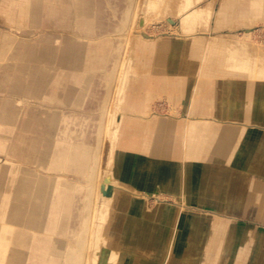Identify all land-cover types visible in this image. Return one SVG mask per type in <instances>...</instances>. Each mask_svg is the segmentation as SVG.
<instances>
[{
	"label": "crops",
	"instance_id": "1",
	"mask_svg": "<svg viewBox=\"0 0 264 264\" xmlns=\"http://www.w3.org/2000/svg\"><path fill=\"white\" fill-rule=\"evenodd\" d=\"M105 1L0 0V10L10 25L9 31L0 30V123L15 132L8 155L13 157L15 162L36 167V170L31 167L21 169L20 175L13 180V201L5 208L3 223L18 226L20 229L13 235L14 247L9 252L7 264H41V260L42 263L46 261V264H51L54 258H64L66 249L71 244L70 215L75 209L78 215L83 213L82 198L85 193L81 191V185L85 183L88 168L85 171L78 169L80 158L76 159V153L83 156L82 154L88 151V154H91L96 141L92 143L75 139L72 136L73 130L68 126V117L63 112L68 106L81 107L95 81L105 86V74L109 72L117 46L111 34L121 20V15H118L120 4L112 3L111 0ZM122 2L121 5L125 6L126 0ZM104 4L113 10L114 16L119 17L117 24L113 22L105 25L101 20V6ZM224 8L226 19L221 28H228V31L224 32H236L239 26L248 25L254 18L251 6L240 9L238 4H224ZM14 28L20 30L21 34H16ZM58 41L60 45L56 44ZM155 59L154 49L150 45L147 46L145 65L149 63L152 71L156 67ZM195 71L196 67L185 72V76L192 78ZM181 74L178 69L158 70L155 77L173 76L176 79L180 78ZM221 83L223 91L227 92L224 88L227 83ZM235 85V92L248 87L260 90L261 87L255 82H238ZM235 92H232L234 95L231 97L235 100L234 106L223 102L220 112L213 106L211 111L205 109L198 112L199 115L212 116L207 119L233 118L236 122L221 120L220 124L226 125L220 128H216V121L205 123L206 138L211 139L213 143L209 151L205 149L198 153L199 159L195 161L193 168L196 172H206V175L196 181L192 177L189 178V189L197 194L187 198L204 199V206L220 210L209 214L238 216L229 219V222L233 223L230 227L229 222L228 225L225 223L227 235L222 243L219 258H208V264H264V189L256 194L259 196L252 200L251 205V201L243 200L239 193L241 180L245 178L240 176V166L222 160L221 167L226 173L224 177H216L214 174L219 166H215L209 159L210 150L223 138L221 136H224L226 128L230 127L234 131L233 136H236L238 141L245 132H251L249 127L243 125V122L250 120V116L256 114V118L251 121L262 124L258 122L262 117L257 115L264 112L246 113L244 107L245 101L256 105L264 101V94L259 92L246 96ZM101 99L100 95L94 114L99 112L98 104ZM21 102L23 106L19 105ZM48 103L58 105L50 106ZM60 104L64 107L59 106ZM98 124L94 128L96 131ZM262 127L254 125L253 130L260 133V129H264ZM201 132L203 133L200 129L198 133L202 134ZM178 136L180 139L178 134L177 139ZM248 136H251L249 139L253 138L252 133ZM259 138L264 141V136ZM251 155V168L256 171L249 174L250 178L261 182L264 188V168L261 169L263 159L256 158L264 157V142L263 146L253 150ZM197 162H204L206 166L201 168ZM39 167L47 171L53 170L54 173L40 174L37 171ZM171 169V166L164 165V178L169 179V184L154 182L153 186L157 187L159 184L163 188H169L173 187V184L177 185L179 178L171 174ZM232 171L234 172L231 173ZM67 172L74 178H68ZM3 181L0 180V190L2 186L5 187ZM75 200L80 203L77 208L73 204ZM242 218L249 221L246 226L241 225ZM252 220L255 224L251 223ZM167 226L168 229L171 228ZM35 238L45 240V249L41 248L35 254L29 250L25 251L26 248H31ZM8 245L0 244V247L7 248ZM241 246L245 251L244 254L238 255ZM149 259L145 264H158L160 258H152L151 261ZM187 259L189 264H194L193 258Z\"/></svg>",
	"mask_w": 264,
	"mask_h": 264
},
{
	"label": "bare ground",
	"instance_id": "2",
	"mask_svg": "<svg viewBox=\"0 0 264 264\" xmlns=\"http://www.w3.org/2000/svg\"><path fill=\"white\" fill-rule=\"evenodd\" d=\"M129 1L130 8H127L126 10L127 17L122 21V28L124 30L126 29V31L129 30L128 27H130L129 23L131 22V18L133 15L137 14L139 7V0ZM230 1L238 4L240 9L251 6V11L253 12L252 16L254 18L261 14V9L263 8L262 5H264V0ZM181 5L182 6L179 10L181 12L179 19L180 28L188 33L182 35L183 37L181 40H170L168 36L167 38L158 40L155 37L157 40L153 41V43H150L149 45L152 46L156 54V59L154 60L156 67L146 76L154 78L155 80L174 79L172 83L164 84V86L178 87L182 84L186 90L189 86V78L185 76V72H189L197 67V60L201 56V53L198 54L197 51H192L196 47L193 36L200 33L196 28V24H198L207 13L208 16L210 14L213 16L214 11L202 6H197L195 2H191L189 0L187 2H183ZM224 9V3L222 2L220 9L216 12V23L210 30L211 39L208 46H205L204 48V52L208 50L206 59H216V62L222 68H235L236 70L247 72L249 78L264 81V57L261 56L263 53H260L263 60L257 62L255 59L257 57L254 58L252 51L246 48L244 46L245 44L241 43L242 40H244L243 38L251 37V34L256 31L254 29L255 26L251 27L250 25V27L243 30L245 35L242 37L238 36L239 33L237 32H223L220 28L221 24L226 19V12ZM206 22H208L207 19ZM122 34L125 33H121V35ZM226 35H230L229 39L232 41L228 42L225 38ZM142 44H145V42ZM149 45L145 44L144 46L146 48ZM122 49H124V56H126L127 47L125 44L123 46V43H119L116 46L115 51L120 53ZM175 50L176 54H174ZM235 50L241 51L238 52L239 55ZM178 52L180 54H178ZM122 68H120V72L115 80L114 87H117V89L115 90L114 88L113 90V96L115 93L117 94L118 102L119 100H122L126 82V72H123L121 70ZM174 69L181 70L182 74L180 78L175 79L173 76L161 78L155 77L158 70L173 71ZM227 76L237 79L245 77L241 74H227ZM183 78L185 79L182 80ZM259 86H261L259 88L260 90L248 87L244 90L241 89L236 92L234 90V92L238 95L246 96L259 92L264 94L262 89V87H264V83L260 82ZM208 89L212 94L211 98L201 101L204 103L203 108H205L206 111L208 104L215 101L222 103L225 102L227 105L234 106L235 100L231 98L234 93L224 92L222 85H218L217 83L211 84ZM185 90L183 92H185ZM118 102L115 106L116 109L113 107L112 109L109 108L108 111H106L108 112L107 117L109 118V126L106 125V121L105 123L101 121L98 129L100 136L104 132H109L111 137L109 153L107 155L108 159L106 160L108 163L106 167L101 170L102 158L99 153V145L101 144L100 142H102V139H100V137H97L95 149L91 152V154H88V151L84 152L82 154L83 156L76 153V159L77 157L80 158L78 159V169L80 171H85L88 168V171L85 174V184L81 185V191L88 189L87 192L84 191L85 198L88 197V202L84 201V228L77 236L76 245H78V249L71 251L72 248L69 246L66 249L64 257L74 259L86 258L85 264H89L90 261L93 262L92 264H111L118 256V251H115V244L117 240L122 241V239L128 238L124 243L121 242L119 244L120 248L126 245L133 247L138 245L137 248L141 253L151 256L153 255V257L156 255L160 257L156 248L160 246L159 242L162 241L164 243L163 248H165L164 257L166 258H160L158 264H189L187 258H205L207 248L209 247L211 240H213L216 245L213 248L211 255L209 254L208 258H219L220 249L223 245L222 243L227 235L225 223L227 224V220L229 221L231 217L238 218V216L226 215V217H222L213 213L205 214V212L199 208L192 209L190 207L182 206V204H180V206H169L163 208L162 205H160L161 203H159L154 207H150L147 205L145 193L142 192L145 188H152L154 182L169 184V179L164 178L165 164L172 163L173 168L170 172L173 176L181 175V171L178 168L181 164L180 158L188 161V169L185 171V176L187 178L192 177L194 181H196L197 178L198 180L202 179L203 176L206 175V172H196L193 165L195 164V161L199 159L198 153L204 151L205 149L209 151L213 142L209 138H202L194 142H181L179 136L177 139V132L172 126H170L167 131L162 129L155 131L151 129L168 123L171 119L169 116L163 118L153 117L148 120L146 118L143 120L137 118L135 120V117H129L130 119L128 120L127 125L123 128V132L120 134L121 116L118 117L117 114L120 112ZM244 109L246 113L251 112L252 114H254V112H264V101L258 102L257 105L251 101H245ZM216 111L220 112V109H216ZM204 112L203 114H205ZM257 116L262 117L259 118L260 120L258 122L264 124V114H258ZM198 118L203 119L202 117ZM253 118H256V114H254L253 117L250 116V120H248V122H243V125L251 129L250 133H252L253 138L249 139L248 135L250 133L245 132L241 137V140L237 141L236 136H233L234 131L228 127L224 131V136H221L223 138H220L212 150H210L211 153L209 156L210 161L213 162L215 166H219L218 170L214 174L216 177H224L226 173V170L221 167L222 160L227 163L231 162L236 166H240V176L245 178L241 180L239 193L243 200L251 201V205L253 204L252 200L259 196L256 194L260 193L261 190L264 189L261 186V182L251 179L249 175L250 173L252 174L256 171L251 168V154L253 150L261 148L264 142L263 140L261 141V138H259V136H264V134H260L259 132H255L253 130L254 124L250 123ZM216 123V125H219L221 121H216ZM127 126H129V128L124 131ZM205 126L206 125L201 128L204 129ZM118 135H121L124 139H121V142H119V146L117 147ZM235 141H237L236 144ZM230 144H232L231 149ZM185 146L187 149L186 151L184 150ZM116 156L119 160L117 178L107 179V176L113 172L112 165ZM161 157H163V159L159 160ZM256 158L263 159L261 164V169L263 170L264 157L258 156ZM133 159H135L136 162H134ZM233 172L234 171L231 173ZM228 174L229 171L227 172V175ZM166 178H168L167 175ZM118 180L121 182L120 184L122 187H117L115 185ZM110 184L112 186V191L110 190L111 192L107 194L106 188ZM111 211L114 212L113 216L111 215L110 217L111 229L108 231L109 233L105 232L104 234L103 231H105L106 222L109 213L111 214ZM181 218L183 222H180ZM219 220L222 221L223 228L219 225ZM251 223L255 224V221L252 220ZM163 224L172 226V230L170 231L167 227H165L164 230V228H162L164 226ZM124 229H127V231L125 232ZM218 229L219 231L217 232ZM75 235L76 234H74V236ZM108 239L111 240L112 245L106 243L108 242ZM203 244H205L206 247ZM245 247H247L246 244ZM244 251L245 248L241 246L238 255L244 254ZM137 256L139 255L132 254L129 257L136 258V261L139 259L145 261V259ZM259 257L260 255H258V258ZM151 260L152 259L150 258V261Z\"/></svg>",
	"mask_w": 264,
	"mask_h": 264
},
{
	"label": "rangeland",
	"instance_id": "3",
	"mask_svg": "<svg viewBox=\"0 0 264 264\" xmlns=\"http://www.w3.org/2000/svg\"><path fill=\"white\" fill-rule=\"evenodd\" d=\"M4 1V0H2ZM188 0H139V7L137 14L133 15L131 18V22L129 23L128 31L126 29L124 30L122 28V21L126 19V10L127 8H130V1L126 0L125 6L123 5L122 0H111L112 3L120 4L118 15H121V20L118 22L117 28L112 32V36L116 37L115 40L117 42V45L119 43H123V46L127 47L126 56H124V49L121 50L120 53H117L116 51L113 54L112 57V64L110 66L109 72L105 74V86H101L98 81H95L89 95L86 97L85 102L81 107L76 106H68L64 108V114L68 117V126L70 127V130H73L72 136L77 140H84L87 142H95L97 140V137L102 139L99 145V153L101 154V170L106 167L108 161L106 162L107 155L109 153V146L111 143V137L109 132H104L101 136L98 133V130L96 131L94 128L97 125V123L100 124L101 121L109 126V118L107 117L106 111L108 109H116V104L118 102L117 94L115 93L113 96V90L117 89L115 86V80L118 76V73L120 72V68L123 72H126V82L125 87L123 90V96L122 100H119V106H120V112H118V117L120 118V128L121 132H123V128L127 125L129 117H135V120L137 118L143 120L144 118L152 119L153 117H159L163 118L166 116H169L171 119L169 122L171 123H165V125H161L160 127H153L152 130L157 131L158 129L162 130H168L170 126L174 127L175 131L178 132L177 134L180 135V141L181 142H194L198 141L202 138H206L205 128L202 129L205 125V123L213 122V121H221V120H228V121H234L233 118H208L212 117L211 115H199L198 112L202 111L204 103L201 102L202 100H205L207 98H211V92L209 91L208 87L211 84L217 83L218 85H221V82L227 83V85L224 87L227 92H234L235 87L238 84V82H255L257 84L264 83V81L249 78L247 75V72H242L240 70H236L235 68L229 69L230 67L222 68L219 66V64L216 62V59L210 58L209 60L206 59L208 50L204 52L205 46H208L209 41L211 39L210 30L215 25L216 21V12L220 9L222 2L224 4H235L232 1L226 0H189L191 2H195L197 6H202L204 8H207L209 10H213V16L210 14L208 16V13L204 15V18L196 24V28L198 30L197 35L193 36V39L196 43V47L194 48V51H197V53H201L200 58L197 60V67L196 71L194 72V75L192 78L187 75L186 77L189 78L188 83L189 86L186 88L181 84L180 86H164V84L172 83L174 79H154L151 78L148 75L152 72L150 69L149 63L145 65V44L149 45L150 43H153V41H156L157 39H163V38H170V40H181L183 37L182 35L187 34L188 32L182 30L180 28V16L181 12L179 11L181 8V4L183 2H187ZM102 2H106L105 0H102ZM122 4V5H121ZM206 4V6H205ZM214 6V7H213ZM263 8L261 9V14L255 18H253L248 25H241L239 26V29L236 31L238 36H244L245 33L243 30L246 28L254 27L256 30L254 33L251 34V37H245L242 40V44H245L244 46L248 49H250L253 53L254 58L256 61H262L261 58L264 57V5H262ZM101 20L105 25H109V23H116L119 20V17L114 16L113 10L111 8L107 7V5L101 6ZM212 17V18H211ZM206 19L208 22H206ZM208 26V27H207ZM261 26V27H260ZM179 27V28H178ZM33 29V28H32ZM223 32L228 31V28H220ZM0 30H3L4 32H7L10 30V25L5 20L4 15H2V12L0 10ZM14 31L16 34L20 35V30L17 31L14 28ZM180 31V32H179ZM121 33H125L122 34ZM129 33V34H128ZM178 33V34H177ZM228 33V32H226ZM127 34V36H126ZM160 36V37H159ZM155 37L157 39H155ZM230 35H226L225 38L227 41H232L229 39ZM255 40H253L252 39ZM251 38V39H250ZM253 40V41H252ZM126 42V43H125ZM145 42V44H142ZM256 43V44H255ZM57 45H60V41L56 43ZM142 44V45H141ZM142 47H141V46ZM140 46V47H139ZM237 54L239 55L237 51ZM260 53H263L260 56ZM205 54V56H204ZM147 59H150V54L147 55ZM149 69V71H147ZM236 72V73H235ZM227 74H241L245 76L242 79L237 78H230L227 76ZM224 76V77H223ZM223 78V79H222ZM183 78L182 80H184ZM264 91V87H262ZM185 90V92H183ZM101 95V101L98 104V110L99 112H95L94 109L97 107V101L98 97ZM119 96V95H118ZM113 97V100H112ZM261 98V97H259ZM112 100V101H111ZM136 100V101H135ZM139 100V101H138ZM48 102V101H47ZM45 104L46 101L44 102ZM49 104V103H48ZM109 104V106H108ZM20 106H23V102L19 103ZM50 106H56L58 104L50 103ZM59 106L64 107V105L60 104ZM215 107L216 109L222 110L223 103L222 102H212L208 104V111H211L212 107ZM226 109H228V106H226ZM112 114V113H111ZM195 117H202L203 119H194ZM86 118V119H83ZM107 118V119H106ZM103 119V120H102ZM86 120V121H85ZM85 121V122H84ZM173 122V123H172ZM85 123V124H84ZM250 123L254 125L263 126V124L257 123V121H251ZM99 124L98 128L99 129ZM225 123L219 124L218 126L215 124L216 128H220L225 126ZM122 126V127H121ZM202 127V128H201ZM262 127V128H263ZM129 126H127L126 129H128ZM203 131L202 134L198 133L199 130ZM220 129H217L219 131ZM167 133V132H166ZM260 134H264V129H260ZM15 135V132L13 130H8V128L0 123V180H4L3 183L5 185L2 186L0 190V244H9L6 247L2 248L0 247V264H7L8 263V256L9 252L11 251V248L14 247L13 241V235L20 229L18 226H11V225H5L3 223L4 219V212L6 211V207H8L12 201H13V194H14V179L20 175V170L25 168H34L36 170L35 165L34 166H28L25 163L15 162V159L13 157L8 155V148L11 144V139H13ZM63 134H61V137ZM251 137V136H248ZM9 140H8V139ZM121 139L123 140L124 137H121V135H118V145L119 142H121ZM109 144V145H108ZM101 147V148H100ZM104 147V148H103ZM108 147V149H107ZM102 149V150H101ZM117 149V148H116ZM186 151V146L184 148ZM102 152V153H101ZM104 153V156H103ZM103 156V157H102ZM105 157V158H104ZM104 159V160H103ZM163 157H161L159 160H162ZM134 162H136L135 159H133ZM132 160V161H133ZM103 161V162H102ZM181 164L179 165V169L181 171V175L178 176L179 182L177 185L169 188H163L162 185H159L157 187L152 186V188H145L142 190L143 193H145L147 205L150 207H154L161 203L163 208L169 207V206H182L190 207L192 209L199 208L205 212V214H209V212L214 211H220L218 209L213 208H207L204 206L206 201L204 199H196V198H187L192 197L193 195H196L197 193L195 191H192L189 189L190 182L189 178L185 176V171L188 169V161H185L184 159L180 158ZM18 163V164H16ZM198 166L205 167L206 163L204 162H197ZM166 166H171V164H166ZM119 167V160L116 156L113 160L112 165V174L107 176V179L111 178H117V168ZM169 168V167H168ZM167 168V169H168ZM173 168V167H172ZM3 171V173H2ZM38 173L42 174H53V170H46L42 167L37 168ZM169 171V170H168ZM170 174L169 172H167ZM68 178L73 179V175L70 172H67ZM177 178V176H176ZM64 180V177L61 178ZM86 179V178H85ZM121 182L118 180V182L115 183L117 187H122L120 184ZM85 184V183H84ZM88 185V182H87ZM109 187V188H108ZM78 189V187H77ZM76 189V190H77ZM152 189V190H151ZM88 189L84 190L87 192ZM112 191L111 184L107 186L106 191L107 194ZM151 190V191H149ZM150 198V199H149ZM187 198V199H185ZM82 202L84 204V201L88 202V197L82 198ZM158 199V201H157ZM81 201V200H80ZM165 201V202H164ZM81 202V203H82ZM155 203V204H154ZM75 207L77 208L80 203L75 200L73 202ZM82 206V205H81ZM88 206V205H87ZM178 208V207H177ZM84 211V206L82 208V212ZM77 210L72 212L70 215V223L69 228L70 230H74L73 234L71 231V239H70V247L72 248L71 251L78 249L77 244V236L83 231L84 228V212L80 213L79 215L76 213ZM207 212V213H206ZM114 212L111 211V214L109 213L106 226H105V232H108L111 222V215L113 216ZM204 214V213H203ZM223 217V215L219 214ZM185 221V220H184ZM223 221V219H222ZM222 221L219 220V225L221 228ZM183 222L182 218L181 221ZM224 222V221H223ZM229 222V221H227ZM241 225L246 226L249 221L246 218H242L240 221ZM229 224V225H228ZM228 227H230V224L228 223ZM165 227L168 228L167 225L163 224ZM233 226V225H232ZM259 226H263L261 222H259ZM76 228V230H75ZM166 228V229H167ZM172 230V226L170 228V231ZM126 232L127 229H124ZM219 229L217 230V232ZM34 233L32 231H28ZM102 232V233H103ZM123 232V233H125ZM216 232V233H217ZM109 233V232H108ZM107 233V234H108ZM36 234V232H35ZM74 234H76L74 236ZM37 235V234H36ZM73 236V237H72ZM125 237V236H124ZM123 237V238H124ZM23 238V237H22ZM128 238L122 239V241L117 240L115 244V251H118V256L114 262L111 264H145L148 258H166L164 257V243L161 241L159 242V247L156 248L157 253L160 254L159 256L153 257V255H147L144 253H141L140 250L137 248V246H124L121 247L119 244L121 242H125ZM217 239V238H216ZM109 245H112V242L110 239H108V242H106ZM207 243V242H206ZM163 244V246H162ZM216 244H214V241H210V245L207 248V253L205 255V258H193L194 264H208V256L211 255L213 248ZM45 240H40L38 238L33 239V243L31 248L25 249V251L33 252L34 254L39 252L41 248L45 249ZM88 247V246H87ZM109 247V246H108ZM206 247V246H205ZM120 248V249H119ZM88 249V248H87ZM112 249V248H109ZM114 250V249H113ZM6 251V252H5ZM132 252V253H131ZM66 253V252H65ZM132 254H138L139 258L145 259V261L138 260L136 261V258L129 257ZM45 259V258H44ZM53 260V258H51ZM46 260V259H45ZM80 260V261H79ZM90 260V259H89ZM150 260V259H149ZM153 260V259H152ZM91 262V261H90ZM89 264H92L91 262ZM41 264H46V261L42 263V260L40 262ZM50 263V262H49ZM86 258L84 259H74V258H54L53 263L51 264H85ZM27 264H29L27 262ZM161 264V263H159Z\"/></svg>",
	"mask_w": 264,
	"mask_h": 264
}]
</instances>
